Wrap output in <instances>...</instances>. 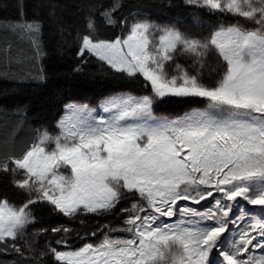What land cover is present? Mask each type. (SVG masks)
<instances>
[{
	"label": "snow or ice",
	"instance_id": "6c2138e0",
	"mask_svg": "<svg viewBox=\"0 0 264 264\" xmlns=\"http://www.w3.org/2000/svg\"><path fill=\"white\" fill-rule=\"evenodd\" d=\"M181 2L190 25L87 6L75 70L138 90L66 105L22 147L0 138V264H264V0ZM42 27L21 9L3 30L36 60ZM169 104L202 106L157 114Z\"/></svg>",
	"mask_w": 264,
	"mask_h": 264
},
{
	"label": "trees",
	"instance_id": "16d2710c",
	"mask_svg": "<svg viewBox=\"0 0 264 264\" xmlns=\"http://www.w3.org/2000/svg\"><path fill=\"white\" fill-rule=\"evenodd\" d=\"M95 0H0V138L16 139L23 146L43 129H53L62 106L66 102L88 103L92 106L106 96L121 90H138V85L114 81L102 75L103 68L95 60L82 66L80 72L74 34L83 24L87 6ZM55 5V17L49 15ZM21 9L24 18L39 19L43 23L39 36L41 55L33 60V51L26 40L5 32L7 22L19 20ZM142 10L147 15L187 20L190 18L181 0H125V13ZM11 43L12 57L3 51ZM19 61V62H18ZM42 68L43 79L38 77ZM197 104L162 105L164 114H180ZM0 191L11 192L0 181ZM44 223L54 224L56 217L46 211L39 213Z\"/></svg>",
	"mask_w": 264,
	"mask_h": 264
},
{
	"label": "rangeland",
	"instance_id": "374dc122",
	"mask_svg": "<svg viewBox=\"0 0 264 264\" xmlns=\"http://www.w3.org/2000/svg\"><path fill=\"white\" fill-rule=\"evenodd\" d=\"M151 19L153 20H156L158 23H179V25H185V24H188L190 25L191 24V20L190 18H188L187 20H178V19H174V18H166L165 16H161V15H148ZM69 104H80V103H73V102H66L63 106H62V109L58 115V117L56 118L54 124H53V129L54 131H52L51 129H43V130H47L50 134H56L58 132V128H57V122L61 119L62 116L65 115V106L66 105H69ZM157 114L158 115H163V116H168V117H175V116H179V115H182L183 113H180V114H164L162 113L160 110H159V107L157 108ZM42 130V131H43ZM94 225H93V222L91 220H88L87 224L86 225H80L78 222H75L73 224V227L74 228H77L78 230H88L90 228H92ZM93 240H95L96 238H92ZM83 243V241H79V240H76L73 242V246L74 247H79L81 244Z\"/></svg>",
	"mask_w": 264,
	"mask_h": 264
}]
</instances>
